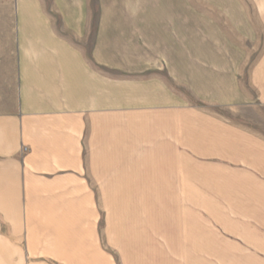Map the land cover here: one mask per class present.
Segmentation results:
<instances>
[{
	"label": "rangeland",
	"instance_id": "obj_1",
	"mask_svg": "<svg viewBox=\"0 0 264 264\" xmlns=\"http://www.w3.org/2000/svg\"><path fill=\"white\" fill-rule=\"evenodd\" d=\"M34 40L80 62L91 189L70 254L3 206L2 264H264V0H0V117Z\"/></svg>",
	"mask_w": 264,
	"mask_h": 264
},
{
	"label": "crops",
	"instance_id": "obj_2",
	"mask_svg": "<svg viewBox=\"0 0 264 264\" xmlns=\"http://www.w3.org/2000/svg\"><path fill=\"white\" fill-rule=\"evenodd\" d=\"M30 43L25 55L17 54L16 61L11 56L5 66V77L17 80L19 99L16 116L0 117V264L2 240L17 238L1 229L3 206L24 205L25 221L39 224L25 230V238L48 239L50 252L70 254L76 245L82 248L75 242L82 237V202L88 200L81 192L91 189L83 183V108L72 98L82 92L80 62L67 61L52 42ZM23 146L30 154L22 157Z\"/></svg>",
	"mask_w": 264,
	"mask_h": 264
}]
</instances>
